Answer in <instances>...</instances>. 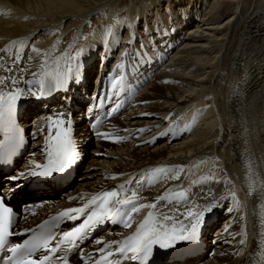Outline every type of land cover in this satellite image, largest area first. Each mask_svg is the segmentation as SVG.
Here are the masks:
<instances>
[{
	"label": "bare ground",
	"instance_id": "1",
	"mask_svg": "<svg viewBox=\"0 0 264 264\" xmlns=\"http://www.w3.org/2000/svg\"><path fill=\"white\" fill-rule=\"evenodd\" d=\"M161 1L134 6L124 17L122 11L115 9L122 0H0V76L17 73V79L22 76L25 80H47L49 74L67 76L69 70L79 73L78 82L70 80L68 95L73 98L72 115L77 117L73 121L77 126L75 142L84 154L80 166L53 178L30 177L19 181L23 187L10 194V202L19 204L21 211L16 230L26 232L59 210L82 206L92 194L132 179L133 183L126 187L139 189L137 206L157 203V198L169 190L184 192L185 196L176 197L171 203L159 201L156 209H141L133 214L128 228L109 222V229L100 231L75 256L68 258L70 264H117L118 256L103 259L107 250L99 252L104 244L97 245L96 240L122 241L135 231L138 226L135 223L149 211L185 214L190 209L202 211L207 206H213V210L203 218L202 240L191 242L188 249L189 243H180L173 249L154 246L157 264H264V0H213L205 6L206 1L204 10L196 6L197 1L194 5L189 2L177 5L174 3L179 0H166L163 8ZM224 5L231 6L232 15L221 24L220 9ZM153 8L156 12L148 18ZM244 13L240 25L236 24L239 20L236 14ZM183 15L184 27L194 20L198 22L166 45L152 44L148 38L155 29L150 25L152 22L167 16L180 21ZM86 22H91V26L83 32ZM138 28L145 38L142 42L137 39V45L133 46L131 31ZM90 29L88 37L85 33ZM76 36L79 38L75 42L66 43ZM61 41L64 45L59 50ZM178 41L177 51L170 53L173 55L162 67H157L160 73L153 71ZM138 47L141 52L136 51ZM17 56L20 63L11 73L7 72L6 68L13 65ZM41 64L43 67L39 69ZM93 73L96 74L91 77ZM96 80L97 87L104 82L108 84L111 99L108 116H115L117 103L125 102L127 107L122 114L107 119L102 131L91 134L84 122L85 113H77L75 109L81 106L83 90L86 92L93 84L95 90ZM38 87L33 85V90ZM5 90L10 91L11 85L0 86V91ZM54 98L56 102L52 103ZM63 99L64 91L60 90L42 100L28 98L19 102L18 116L21 112L23 122L31 114L37 115L27 122L32 127V133L27 134L31 144L21 160L8 173L0 169V182L6 189L10 176L27 170L32 153L36 163L46 162L42 149L48 134L47 118L52 115L55 119L58 110L67 118L68 103L49 112ZM88 108L87 112H91L88 116L94 119L92 104L88 103ZM97 133H107L109 138ZM157 137L160 138L155 139L153 146L151 141ZM168 139L173 141L168 142L170 146L166 145ZM157 140L165 143L159 144ZM21 151L20 147L16 154ZM99 155L104 156L100 169ZM158 166L173 170L153 176L152 169ZM179 166L184 171L179 173V179H172ZM141 177L142 182L137 184ZM57 193L60 195L55 198ZM122 195L130 196L131 191ZM20 199L25 201L20 203ZM222 217V225L214 228L216 243L209 249L211 240L202 236ZM176 218L182 220L184 216ZM79 221L62 224L59 233ZM199 246H203L201 251ZM115 247L110 250L114 252ZM208 252L209 260L206 256L201 258ZM174 256L180 258L168 260Z\"/></svg>",
	"mask_w": 264,
	"mask_h": 264
},
{
	"label": "snow or ice",
	"instance_id": "2",
	"mask_svg": "<svg viewBox=\"0 0 264 264\" xmlns=\"http://www.w3.org/2000/svg\"><path fill=\"white\" fill-rule=\"evenodd\" d=\"M35 50V49H34ZM4 51H7L5 49ZM38 51V50H37ZM20 63L19 56L14 60L12 66L6 68L7 72H12L15 65ZM70 75L49 74L50 78L45 80H25L22 76L17 79V73L9 76H0V86L11 85V90L0 91V160H8L16 151L24 144L23 129L17 122L18 104L20 101L28 98L42 100L50 97L52 94L63 90L64 103L70 104L72 97L68 95V90L72 83L79 80V73ZM35 76L36 74L33 73ZM25 84L28 87H20ZM38 84V90H33V85ZM147 115V114H145ZM48 134L45 137V145L42 153L46 158L43 164L36 163L34 159L35 153L28 162L27 170L20 171L8 178L9 188H5L4 183H0V250L10 253L5 257H0L2 264H52L53 254L67 248L68 251H78L81 246L88 241L92 234L100 227L105 226L109 222L113 225L121 224L124 228L131 226V218L133 214L139 213L143 208L156 209L159 201H171L176 197H184V192L173 193L171 190L157 198V203L139 204L137 192L139 189L128 188L126 185L133 183L132 179L125 184L116 186L111 190H105L96 194H92L82 206L69 207L58 214L50 216L45 220L39 228L41 229L36 235L24 239L22 243H10L14 236H23L25 232H14L12 226L14 224V211L5 202L6 193L12 194L19 191L23 185L18 183L21 180L27 181L30 177L36 178H53L57 174H66L80 160L81 155L77 149L76 142L73 140V119L72 113H65L58 110L55 119L52 115L48 116ZM53 129L55 134L53 135ZM140 132L145 129H139ZM38 134H34V137ZM105 139L109 136L107 133H97ZM166 135L165 134H161ZM154 138L152 143L155 142ZM119 139H127L120 137ZM173 169L164 166H158L152 169L153 176H159L161 173L171 172ZM182 166H179L172 179H179V173L183 172ZM143 180L141 177L137 184ZM14 185V187H13ZM117 189L121 190L118 191ZM131 191L130 196L122 195V192ZM84 196H81L83 199ZM70 200L76 197H69ZM43 205H36L42 207ZM213 210V206L204 207L203 210H188L185 214L175 213L168 214L163 211H149L144 216L143 221L136 227L135 231L126 236L122 241L104 242L102 239L95 241V244H104L99 252L107 255L103 259L118 256L124 261H138L140 264H148L153 256L154 246L159 249H173L180 243H191L198 240L203 218L206 213ZM177 215H183L184 219H177ZM81 220L78 226L73 227L69 231H63V234L56 239V233L60 231L61 225L67 222H75ZM170 222V223H169ZM31 231V230H26ZM55 240V246L50 247V242ZM244 244V241H240ZM116 245L114 252L110 249ZM43 250L47 254H41L39 258H34L35 254ZM96 253H88L94 256ZM81 258L83 253L81 252ZM63 264H69V259H64ZM99 264V262H98Z\"/></svg>",
	"mask_w": 264,
	"mask_h": 264
},
{
	"label": "rangeland",
	"instance_id": "3",
	"mask_svg": "<svg viewBox=\"0 0 264 264\" xmlns=\"http://www.w3.org/2000/svg\"><path fill=\"white\" fill-rule=\"evenodd\" d=\"M123 2L121 3V4H117V7L115 8L116 9V11H122L123 12V15L122 16H124V17H126L127 15V13H129L130 12V8L131 9H134L136 6H137V8L138 7H141L142 5H150L151 4V1L152 0H122ZM133 1H136V2H133ZM173 2L174 1H176V0H172ZM198 2V4L196 5L197 7H199L200 9H203L204 10V7L205 6H208V3H210V2H212L213 0H179V1H177V3H174V4H177V5H180V4H182V5H184V4H186L187 2H189V4H192V5H194L195 4V2ZM204 1V3H203V5H202V2ZM207 1V2H206ZM132 2V3H131ZM165 2H166V0H162L161 2H160V4H162V8L164 7V4H165ZM205 2H206V4H205ZM132 4V5H131ZM204 4H205V6H204ZM187 5V4H186ZM135 6V7H134ZM161 8V7H160ZM156 12V9L155 8H153V9H151L148 13H149V16H148V18H150V16L152 15V17H153V15H154V13ZM180 12H182V11H180ZM231 6H229V5H224V7H222L221 9H220V15H221V18H220V23L221 24H223V22H225V20H227L228 19V17H230L232 14H231ZM182 13H184V12H182ZM203 14H204V11H203ZM245 15H246V13H244L243 15L242 14H240V15H238V14H236V16H239L238 18H239V20L237 21V23L236 24H238V25H240V23L242 22V20H243V18L245 17ZM184 17H185V15H183V16H181V18H180V21L182 22V23H180V21H178L176 18H175V16H173V17H170L169 18V16H167V17H165V18H161V17H159L158 18V20H155V22H150L151 24L150 25H154V27H155V29H154V31L152 30L151 31V34H150V36H151V38L148 36V38L153 42L152 44H157V45H155V46H158V45H160L159 47H161V45L162 44H167L169 41H171V39L173 40L174 38H178V37H181V36H183L184 34H186V30L189 28V27H192V25H195L197 22H198V19L197 20H194V23H191L189 26H187V27H184V25H183V21H184ZM168 18V19H167ZM95 19V18H94ZM172 19V20H171ZM96 20V19H95ZM169 20V21H168ZM95 21H93V23H94ZM165 22V23H164ZM172 23L173 22V28L174 27H176L175 28V30L173 31V32H171L172 31V29L173 28H169L170 27V25L167 27V25H168V23ZM155 23V24H154ZM160 23V24H159ZM144 25V21L143 22H140V26H143ZM91 26V22H89V23H87L86 22V26L84 25V31L83 32H85L86 30H88V27H90ZM182 27H184L183 29H182ZM92 29H94V27H92ZM148 27H147V31H148ZM171 29V31H169ZM141 29L140 28H138V29H136L135 31H131V36L133 37V46L134 45H137L136 43H135V41L137 40V39H139L140 41H141V39L142 38H145V35H143L142 37H141V35L139 34V31H140ZM159 30V31H158ZM91 31V32H90ZM169 31V32H168ZM82 32V33H83ZM90 32V33H89ZM89 32L87 31L85 34H86V36H90V34L92 33V30L90 29L89 30ZM138 32V33H137ZM166 32H168V35H167V33ZM177 32V33H176ZM88 33H89V35H88ZM154 33V34H153ZM157 35H156V34ZM162 33V34H161ZM164 34V35H163ZM171 34V35H170ZM159 36H160V38H159ZM138 37V38H137ZM165 37V38H164ZM167 37V38H166ZM79 37H73V38H69L68 40H66V43H67V41H68V45L69 44H71V43H73V42H75L77 39H78ZM154 41H153V40ZM163 39V40H162ZM164 39H166V40H164ZM160 41V43H159V41ZM142 42V41H141ZM146 44V43H145ZM180 44V41H178L177 42V44L174 46V47H171V49H170V52L169 51H167V52H165V57H164V59L163 60H161V62H159L156 66H155V68H154V70L153 71H156L157 72V67H162V65H163V62L164 61H166L167 59H168V57L169 56H172L177 50V48H178V45ZM64 45V43L61 41V45H60V47H59V50H61V47ZM68 47V46H67ZM66 47V48H67ZM136 49V51H138V52H141L139 49H140V47H138V48H135ZM173 49V50H172ZM173 53V54H171L170 55V53ZM55 54H58L57 52H54ZM61 54V53H60ZM60 54H58V55H60ZM141 54V53H140ZM51 62V61H50ZM41 67H43V64H41V66H40V68L39 69H41ZM38 69V70H39ZM0 70H1V68H0ZM38 70H36V72L38 71ZM160 70H158V74L160 73L159 72ZM35 72V73H36ZM163 72V71H162ZM153 73V72H152ZM151 73V74H152ZM96 73H93L92 74V76L91 77H94V75H95ZM155 74H153V76H154ZM147 78H148V76H147ZM149 82V81H148ZM151 83H152V81H151ZM91 87H92V85H91ZM91 90V89H90ZM85 93V92H84ZM53 102H56V100H53L52 101V103ZM40 111V110H39ZM36 114V113H35ZM35 114H31L29 117H27V118H25V120H24V127L25 126H27V122H29L31 119H33L36 115ZM33 115V116H32ZM28 127H29V125H28ZM30 130L32 129V127H30L29 128ZM148 129V128H147ZM149 130H150V128H149ZM40 139V138H39ZM163 139V138H162ZM92 140H93V138H92ZM157 141H159V140H157ZM155 142H156V140H155ZM154 142V143H155ZM168 142H170V144L173 142V141H170V139H168L167 140V142H166V145H169V143ZM153 143V146L155 145ZM157 143H159V144H164L165 142H163V140H161V141H159V142H157ZM170 146V145H169ZM92 148H93V146H91ZM110 147H107L106 149H109ZM105 149V150H106ZM99 157V164H98V166H97V168H101V164H100V162L103 160V158H104V156L103 155H99L98 156ZM101 160V161H100ZM87 161V160H86ZM85 163V162H84ZM80 172L79 171H77V174H79ZM4 175V174H3ZM2 175V176H3ZM73 189V188H72ZM60 195V193L59 194H57L56 196H55V198L57 197L58 198V196ZM55 198H52V199H55ZM57 200V199H56ZM23 201H25V199H20V203L21 202H23ZM220 218V217H219ZM223 219H224V217H222L221 218V220L217 223V224H215L214 226H213V228H210L209 229V231L207 232V233H210L212 230H213V234L215 233V230H214V228L216 229L218 226H220V224L221 223H223ZM222 225V224H221ZM13 239H17V237L15 236ZM210 243H212L211 244V246L212 245H215V243H216V241H210ZM83 246V245H82ZM210 253V252H209ZM211 254V253H210ZM210 254L207 256V253H204V254H202V256H201V258H205L204 256H206V257H209V258H207L208 260L211 258L210 257Z\"/></svg>",
	"mask_w": 264,
	"mask_h": 264
}]
</instances>
